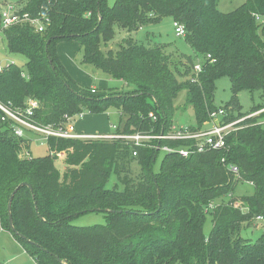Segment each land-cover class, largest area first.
Returning <instances> with one entry per match:
<instances>
[{
    "label": "trees",
    "instance_id": "obj_1",
    "mask_svg": "<svg viewBox=\"0 0 264 264\" xmlns=\"http://www.w3.org/2000/svg\"><path fill=\"white\" fill-rule=\"evenodd\" d=\"M218 1L115 0L109 6L107 0H20L13 7L40 22L43 31L36 32L26 23L3 28L7 2L0 0L6 51L25 57L27 71L25 76L15 63L0 67V103L24 108L37 100L33 119L40 126L58 127L65 116L101 114L112 106L120 114L115 133L165 134L181 91L193 109L197 126L189 127L192 131L203 129L218 109L225 110V121L244 117L225 148L186 158L165 153L154 174L160 150L136 148L121 138H49L48 154L31 157L30 140L14 135L13 122L2 121L0 111V227L35 264H264V232L253 243L240 236L243 225L264 226L257 221L264 220V111L247 118L264 109V21L256 19H264V0H246L230 13L220 12ZM165 17L184 27L193 56L177 54L167 44L144 46L131 36L116 50L101 51L100 43L114 38L115 27L132 33ZM73 41L82 47L83 64L120 80L124 89L92 94L79 85L57 54L58 43ZM224 76L232 98L217 108L214 85ZM242 90L259 91L262 101L245 115L236 98ZM154 144L181 148L193 142ZM58 154L65 155L62 176L53 162ZM112 171L122 190L105 188ZM240 182L251 183L254 194L233 197ZM16 189L12 231L8 203ZM223 197L230 200L211 207ZM210 209L212 230L206 239L203 224ZM88 212L105 213L106 224H70Z\"/></svg>",
    "mask_w": 264,
    "mask_h": 264
},
{
    "label": "rangeland",
    "instance_id": "obj_2",
    "mask_svg": "<svg viewBox=\"0 0 264 264\" xmlns=\"http://www.w3.org/2000/svg\"><path fill=\"white\" fill-rule=\"evenodd\" d=\"M20 0H6L8 5H14ZM246 0H219L217 3V9L222 13H230L235 9L241 7ZM115 0H107L109 6L114 4ZM173 20L170 17H165L157 23H153L144 27H141L135 32L127 33L124 30H119L115 27V36L108 43H100V49L104 53L108 49L116 50L118 43L131 36L136 42L144 46H153L154 44H167L170 50H173L177 54H182L187 57L193 56V51L186 43L184 37H177L174 31ZM57 54L65 66L69 75L82 87L90 88L91 85L98 86L100 91L124 89L123 83L114 78L108 77L104 72L98 70L94 66L83 64L82 60V47L78 42H61L57 47ZM26 62L25 57L20 55H13L6 51V45L3 35H0V67H4L8 64L15 63L24 67ZM24 75L27 76L26 69L23 68ZM214 89V105L217 108H225V105L232 98L231 83L227 76L218 78L215 81ZM186 92L181 91L174 100V114L172 117V126L178 128L194 127L197 124L194 119L193 109L186 105ZM239 113L245 115L250 112L254 106L261 105L259 91H247L242 90L236 95ZM232 111L235 116L238 115L236 110H232V107L227 108ZM75 126H81L84 128V133H115L113 127H118L120 122L119 112L109 106L105 112L101 114H90L83 112L76 115L73 119ZM83 125V126H82ZM211 128V124H206L203 129ZM24 138L30 140L29 153L31 157L40 158L48 154L47 142L43 139L41 134L35 132H25ZM26 155V154H25ZM165 153L160 151L152 167V173L157 174L160 170L161 162ZM54 166L57 169L60 176H62L66 165L65 155L60 154L53 158ZM136 165H133L135 168ZM122 190L121 184L118 182L116 174L112 171L107 177L105 188L112 190L113 188ZM254 194V187L249 182H240L236 186L233 193V197H247ZM230 200V197H223L216 199L211 203L212 206H218L226 204ZM238 203L235 204L237 206ZM240 205V204H239ZM70 224L76 227H91V226H103L106 224L105 213L103 212H88L81 215H77L70 221ZM212 230V214L211 209L205 213L203 233L207 239ZM264 228L261 224L257 226H242L240 236L244 239L250 240L252 243L262 235ZM0 264H35L33 259L24 251L23 247L15 240L9 231H6L0 227Z\"/></svg>",
    "mask_w": 264,
    "mask_h": 264
},
{
    "label": "built area",
    "instance_id": "obj_3",
    "mask_svg": "<svg viewBox=\"0 0 264 264\" xmlns=\"http://www.w3.org/2000/svg\"><path fill=\"white\" fill-rule=\"evenodd\" d=\"M2 27L7 28L12 25L26 23L29 24L36 32H42V25L38 20L31 19L27 14L19 15L16 13L12 5H6L2 8L1 11ZM258 22L262 23L263 18H260L256 15ZM174 31L177 37H184L185 30L184 27L177 23H173ZM194 72H200L201 66L199 63H196L193 67ZM92 94H95V89H90ZM39 107L37 100H29L27 105L24 108H12L0 103V111L3 113L2 121L10 120L13 122L12 132L18 137H24L25 132H35L41 134L43 139L46 141L49 138H61V139H114L121 138L126 141L133 143L136 148H156L157 150L163 151L164 153H174L181 157H188L193 153H202L207 150H221L226 146V138L229 134L239 129V124L244 120V117L225 121L223 119L226 116L224 109H218L217 111L210 114V119L207 124H211L209 129H201L197 131H192L189 127L178 128L172 126L171 129L160 135H153L152 133H134L129 135H122L118 133H111L106 135H92L86 136L80 134L76 131L75 125L73 122L74 117L76 116H65L64 122L58 127L52 126H40L34 122L35 110ZM263 110L254 112L247 116L254 117L261 113ZM151 118L152 114L149 115ZM154 118V117H153ZM246 118V117H245ZM114 132L117 127L112 128ZM170 140V141H192L193 144L188 145L187 147H171L169 145H155L154 141ZM134 156L137 155V151L133 152ZM60 155V154H58ZM230 171L237 173L235 167H230ZM257 221H264L262 217H258ZM264 228V226H263Z\"/></svg>",
    "mask_w": 264,
    "mask_h": 264
},
{
    "label": "crops",
    "instance_id": "obj_4",
    "mask_svg": "<svg viewBox=\"0 0 264 264\" xmlns=\"http://www.w3.org/2000/svg\"><path fill=\"white\" fill-rule=\"evenodd\" d=\"M59 44V43H58ZM58 44H57V47H58ZM60 59V58H59ZM61 61V60H60ZM63 64V63H62ZM65 67V66H64ZM90 88H94L96 90H99L98 86L96 85H91ZM83 126V125H82ZM75 129L78 133L80 134H83V135H86V136H92V135H106V134H109V133H84L83 130L84 128L83 127H79V126H75Z\"/></svg>",
    "mask_w": 264,
    "mask_h": 264
},
{
    "label": "water",
    "instance_id": "obj_5",
    "mask_svg": "<svg viewBox=\"0 0 264 264\" xmlns=\"http://www.w3.org/2000/svg\"><path fill=\"white\" fill-rule=\"evenodd\" d=\"M51 40V39H50ZM50 40L48 41V43L50 42ZM24 185V184H22ZM17 189L11 194L10 196V199H9V203H8V212H9V225L11 227V230L14 231L13 229V225H12V218H11V213H10V205H11V201H12V198L14 196V194L16 193ZM107 211V210H106ZM108 212V211H107ZM24 238V237H23ZM60 261V260H59Z\"/></svg>",
    "mask_w": 264,
    "mask_h": 264
}]
</instances>
